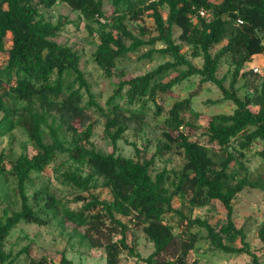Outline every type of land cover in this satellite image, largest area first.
<instances>
[{
  "label": "trees",
  "instance_id": "1",
  "mask_svg": "<svg viewBox=\"0 0 264 264\" xmlns=\"http://www.w3.org/2000/svg\"><path fill=\"white\" fill-rule=\"evenodd\" d=\"M105 1L0 0V58L4 57L0 64V137L22 129L34 149L33 155L10 158L3 152L0 156V178L12 183L11 194L17 198L8 201V196L4 210L0 199V264H15L24 254L29 264H73L66 255L60 263L46 254L32 257L30 246L15 257L6 251V241L17 226L48 225V218L38 212L52 210L55 218L59 209L65 219L85 229L92 248L105 251L107 264H120L125 254L141 257L129 243L131 224L154 246L152 254L143 259L145 264H198L192 258L200 240L191 232L195 227L207 231L217 250L251 254L247 231L233 222V202L245 190L264 191V177L251 179L241 161L258 142L263 144L258 155L264 160V74L253 71V60L264 53V0H109V12ZM59 3L86 22L89 35L98 42L94 62L105 77L124 76L118 63L141 49H147L143 60L152 62L158 57L167 61L121 81L106 106H101L81 67L80 54L56 41L71 24L68 18L57 22L48 18L47 11ZM202 8L212 19L194 22L192 15ZM145 17L153 19L155 36L142 26H137L139 34L129 28V22ZM222 42L226 44L213 54L212 49ZM183 44L189 47L188 54L183 53ZM189 57L203 58L202 68ZM226 58L231 71L219 78ZM193 77L216 86L224 101L235 106L233 113L212 116L202 128L198 125L201 113L192 106L193 95L176 101L166 112L161 95ZM242 88L246 89L244 96L240 95ZM93 113L105 119L104 136L114 150L110 154L93 146L97 124ZM150 113L155 119L166 114L164 140L155 155L147 158L138 148L137 158L117 154L118 142L131 129L142 131ZM188 129L203 131L196 136ZM165 154L182 158V168H165L153 176L156 159ZM61 156L67 159L53 172L63 186L74 190V198L65 201L49 188L31 198L34 174L43 173ZM99 188L107 189L111 199L96 195ZM175 198L188 199L196 207L218 201L227 210L228 223L218 227L207 219L188 218L174 207ZM71 203L82 205L72 209ZM169 215H178V231ZM259 235L264 243V224ZM238 238L244 248L231 245ZM251 257V264H262L254 254Z\"/></svg>",
  "mask_w": 264,
  "mask_h": 264
},
{
  "label": "rangeland",
  "instance_id": "2",
  "mask_svg": "<svg viewBox=\"0 0 264 264\" xmlns=\"http://www.w3.org/2000/svg\"><path fill=\"white\" fill-rule=\"evenodd\" d=\"M221 1L222 0H211L213 3H219ZM109 10V0H106L105 11L109 12ZM47 16L52 22H57L59 18H68L71 22L70 25L66 26L62 35L59 36L56 41L60 44L73 47L74 50L80 54L82 59L81 67L92 86L93 92L97 95V100L101 106H106V102L114 93L116 85L121 81L146 74L167 61L158 57L152 62L143 60L141 56L147 49H141L139 52L128 54L118 63V67L125 72L124 76H115L109 79L104 76L100 68L94 62L93 54L96 51L98 42L89 35L85 27L86 22L79 19L80 14L71 10L66 4L59 3L47 11ZM164 16L167 18V10L164 11ZM128 26L136 34L140 33L137 26L144 27L147 34L151 36L157 34L154 21L149 17H145L137 23L129 22ZM175 34V37L178 38L180 31L176 29ZM225 44L226 42H222L221 44L215 45L212 49V53L216 54ZM183 53H189V47L186 44H183ZM189 58L197 68H202L204 64L203 58ZM3 61L4 57L1 56L0 64ZM253 64L264 68V53L256 56L253 60ZM231 68V61L229 58H226L220 66L218 77L223 78L229 74ZM229 84L230 80L226 82V86H229ZM239 86H243V82H241ZM245 92L246 89L242 88L240 95L244 96ZM190 95L194 96L192 104L194 110L201 113L198 125L202 128L207 125L212 116L218 114H232L235 108L232 102L224 101L221 92L216 86L210 83L202 84L199 77H193L176 86L173 91L161 95L160 104L164 106L167 112L176 101L187 98ZM1 116L0 114V119ZM165 118L166 114L155 119L153 114L150 113V117L142 131L137 132L135 129H131L125 134L124 138L118 142L117 154L127 158H137L136 148H138L142 153L146 154L147 158H151L155 155L159 142H163L164 140L162 136V124ZM93 119L97 120L94 135L91 139L93 146L106 155L112 153L114 151L113 145L110 140L106 139L104 136L105 119L94 113ZM79 125V122H76V126L79 127ZM202 131L203 129L187 130L190 135L196 136L201 135ZM202 141L204 142V140ZM262 148V142L256 143L254 147L246 153V157L241 159L248 169V176L253 180L257 179L259 176L264 177V160L258 155ZM3 152L10 158H17L22 154L33 155L34 149L30 145L26 133L22 129H16L14 132L0 137V156ZM66 159V156H61L43 173L34 174L35 185L30 189L29 193L31 198L36 192L44 191L47 188L56 191L58 196L63 197L65 201L74 198V190L63 186L61 182L57 180L53 172V168ZM182 163V158L175 154H165L162 157H158L154 166L153 176L165 168L168 170L181 169ZM244 175L243 172L242 176ZM11 187V182L0 178V199L3 201L1 210L8 208V201L17 200V198L15 197V199L11 194ZM94 193L102 200L111 199L107 189L99 188L94 191ZM84 195L87 196L88 194L84 193ZM8 196L9 200L6 201ZM233 203L234 224L237 228H243L247 231L248 235L246 242L248 244V249L251 254L257 256L260 263L264 264V243L259 235L260 226L264 224V191L245 190L236 197ZM43 204L44 202H41V205ZM81 205V203L69 204L72 209H78ZM174 207L191 219H207L212 225L218 227L226 226L228 223L227 210L218 201H213L212 204L207 207H196L192 206L188 199L182 200L175 198ZM38 213L48 218V225L38 226L34 224H21L17 226L5 244L6 251L11 252L13 257L24 247L30 246V256L40 258L46 254L56 263H60L62 256L66 255L73 264H107L105 251L103 249L92 248L87 241L85 229L77 227L65 219L60 209L56 211L55 218H52V214L54 213L52 210H40ZM123 220L125 222H130L127 218ZM168 220L174 225V230L178 231L177 227H175L177 226V222H179L178 215H169ZM130 228L129 243L135 246L136 251L141 257L136 258L125 254L120 264H145L143 259L152 254L154 246L142 230H138L133 224H131ZM191 232L197 234L200 239L192 254V258L196 259L198 264H251V254L239 255L236 253H226L212 247L205 229L195 227ZM227 243L231 244L229 241H227ZM231 245L236 248H244L240 238ZM15 264H29L27 256L25 254L22 255Z\"/></svg>",
  "mask_w": 264,
  "mask_h": 264
},
{
  "label": "built area",
  "instance_id": "3",
  "mask_svg": "<svg viewBox=\"0 0 264 264\" xmlns=\"http://www.w3.org/2000/svg\"><path fill=\"white\" fill-rule=\"evenodd\" d=\"M199 18H202V19H205L207 21H210L212 19V15H211V13L208 10L202 8V9H199L195 15H192V19H193L194 22H197V20ZM238 23L239 24H243V21L241 19H239ZM253 71L257 75L264 74V68L263 67L255 66L253 68Z\"/></svg>",
  "mask_w": 264,
  "mask_h": 264
}]
</instances>
